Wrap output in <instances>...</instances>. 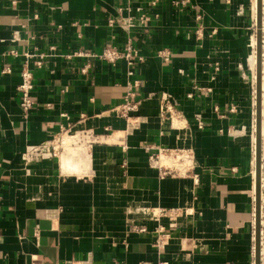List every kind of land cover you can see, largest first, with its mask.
Here are the masks:
<instances>
[{"label": "crops", "instance_id": "obj_1", "mask_svg": "<svg viewBox=\"0 0 264 264\" xmlns=\"http://www.w3.org/2000/svg\"><path fill=\"white\" fill-rule=\"evenodd\" d=\"M152 1L0 0V264H255L252 0ZM127 44L141 61L95 56ZM133 82L131 114L145 121L128 133ZM162 98L180 120L159 117ZM262 127L260 264L264 116ZM69 133L78 146L24 157ZM160 148L190 150L186 172L160 176L149 159Z\"/></svg>", "mask_w": 264, "mask_h": 264}, {"label": "built area", "instance_id": "obj_2", "mask_svg": "<svg viewBox=\"0 0 264 264\" xmlns=\"http://www.w3.org/2000/svg\"><path fill=\"white\" fill-rule=\"evenodd\" d=\"M156 0H153L152 3L154 4ZM142 20H145L144 17H142ZM143 22V21H142ZM131 25V23H129ZM81 55V53H79ZM83 56H88L87 53H82ZM28 56V55H27ZM94 56V55H93ZM101 60H104L109 63H115L118 60H125L128 64H133L135 60H142V56L138 53V51L131 46L130 44H127L122 49H118L113 46H106L102 49V51L95 55ZM158 56L163 57L164 59H167L169 56V53L166 52V50L158 51ZM44 55L39 54L37 59L33 61L34 67H41L42 60ZM11 69L10 67H3L1 69L2 74L10 73ZM20 81L17 86V90L20 95V102L19 106L23 112L24 115H27L30 110L33 108V101L31 98V90L33 88V75H32V68L28 64L27 61L23 64L21 70H20ZM137 86L136 82L131 83L128 86L127 92L124 96V101L120 107V113L126 117L127 119V126L126 131L129 133L134 128L138 127L140 123L145 121L144 117L141 116H132V112L137 110V102L132 101V98L135 97V91L134 88ZM200 89V88H199ZM202 90V89H200ZM188 96L190 97L191 94L189 93ZM180 113L177 111V109L174 107V105L162 98V102L160 104V113L159 117H161L164 120H171L172 118H177L180 120ZM61 137L59 136L55 139L54 144L49 143H43L41 145H38L36 147H32L26 152V155H24L25 158L30 156L31 154H40V153H50V154H56L59 150L62 149V143H61ZM162 156L178 158L179 165L178 166H172V165H165L160 162ZM149 159L152 163H154L155 166H157L160 176H167V175H174L176 173L178 174H184L186 170L189 167L190 161H191V151L187 149H181V148H160L158 149V152L155 154H151L149 156ZM173 168H172V167ZM167 211H160V213H166ZM174 212L173 210H170V213ZM138 231L144 232L145 229L143 227L139 228ZM71 264H90V256L88 255L85 259L72 262ZM118 264V263H115ZM138 264H172L167 259H159L156 263H150V262H140Z\"/></svg>", "mask_w": 264, "mask_h": 264}, {"label": "bare ground", "instance_id": "obj_3", "mask_svg": "<svg viewBox=\"0 0 264 264\" xmlns=\"http://www.w3.org/2000/svg\"><path fill=\"white\" fill-rule=\"evenodd\" d=\"M251 14L253 17L254 22L256 21V31H255V37L250 36V47L252 48L249 56V62L251 65V71H252V81H253V93H254V98H255V104H256V99L257 97L260 100L261 103V136L263 133V127H262V122H263V116H264V35L261 37V47H262V53L260 55L261 59V77H260V86H259V91H257L256 88V83H257V61H258V53H257V46H258V40H257V31L261 32V22H262V32L264 34V0H252L251 5ZM263 12V19L261 18ZM261 32V34H262ZM256 50V51H255ZM255 64H256V71H255ZM177 119V118H172V120ZM177 121V120H174ZM73 135L70 134H64L63 137H61V143L64 146H71L74 140ZM255 143H256V136H255ZM75 145L78 146L77 143H74ZM262 146V145H261ZM69 148V147H68ZM255 153H256V146H255ZM254 153V155H255ZM262 154V153H261ZM263 155V154H262ZM178 156L176 158L172 157H167V156H162L160 162L165 165H172V166H178L179 165V160ZM62 167L66 169L69 164V159H66V157L62 158ZM70 166V165H69ZM64 169V170H65Z\"/></svg>", "mask_w": 264, "mask_h": 264}, {"label": "water", "instance_id": "obj_4", "mask_svg": "<svg viewBox=\"0 0 264 264\" xmlns=\"http://www.w3.org/2000/svg\"><path fill=\"white\" fill-rule=\"evenodd\" d=\"M261 37L260 31H257V53H258V63H257V83L256 88L259 91L260 77H261ZM255 136H256V153H255V191H256V217H255V264H260V219H259V207H260V180H261V103L259 98L256 99L255 104Z\"/></svg>", "mask_w": 264, "mask_h": 264}, {"label": "rangeland", "instance_id": "obj_5", "mask_svg": "<svg viewBox=\"0 0 264 264\" xmlns=\"http://www.w3.org/2000/svg\"><path fill=\"white\" fill-rule=\"evenodd\" d=\"M262 16V15H261ZM254 21V20H253ZM252 24H253V22H252ZM253 28H252V30H254V32L252 33V35L251 36H253L254 38H256L255 37V31H256V22H254V25L252 26ZM262 27H263V25H262V22H261V32H262ZM264 34H263V32H262V36H263ZM251 50H252V48H251ZM251 50H250V52H251ZM256 51V50H255ZM261 53H262V47H261ZM251 54H249V56H250ZM251 68V67H250ZM250 71H251V69H250ZM255 71H256V64H255ZM251 76H252V71H251ZM251 86H252V94H253V97H254V93H253V86H254V84H253V81L251 82ZM254 104H255V98H254ZM70 134V133H69ZM64 136V135H63ZM73 136H75L74 137V140L75 141H73V143H78V140H79V135H73ZM82 142V141H81ZM72 143V144H73ZM64 147V146H63ZM172 167V166H171ZM173 168V167H172Z\"/></svg>", "mask_w": 264, "mask_h": 264}]
</instances>
